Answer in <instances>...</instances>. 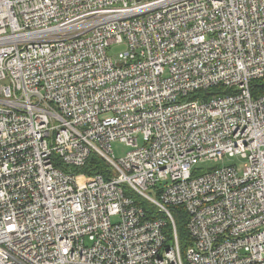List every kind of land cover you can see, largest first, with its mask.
<instances>
[{
  "label": "built area",
  "instance_id": "1",
  "mask_svg": "<svg viewBox=\"0 0 264 264\" xmlns=\"http://www.w3.org/2000/svg\"><path fill=\"white\" fill-rule=\"evenodd\" d=\"M263 78L264 0H0V264H264Z\"/></svg>",
  "mask_w": 264,
  "mask_h": 264
},
{
  "label": "trees",
  "instance_id": "2",
  "mask_svg": "<svg viewBox=\"0 0 264 264\" xmlns=\"http://www.w3.org/2000/svg\"><path fill=\"white\" fill-rule=\"evenodd\" d=\"M219 90H220V86H213L208 88L206 91L208 93L209 92L212 93V92H217ZM263 91H264V78L259 80H254L252 82L253 95H256L258 92H263ZM63 168L67 169V167H63ZM69 169L74 171L78 177H82V178H91L97 173L102 174L105 178H109L110 176L113 175V170L110 167V165L107 163V161L104 160V158H102L100 155H98L95 152H92L89 155V157L87 158V160L83 165L73 166L70 167ZM125 194L131 196L133 195V193L129 189L125 190ZM134 197L136 198L137 204L142 206L146 218H154V217L162 216L161 214L158 213L155 206L152 205L150 202L144 200L138 195H135ZM170 210L175 221L181 250L184 252L186 247L191 243L190 235L186 227L187 214L184 208L180 205L171 206ZM166 235H167L168 243L171 242L172 229L170 226V222L167 223Z\"/></svg>",
  "mask_w": 264,
  "mask_h": 264
},
{
  "label": "rangeland",
  "instance_id": "3",
  "mask_svg": "<svg viewBox=\"0 0 264 264\" xmlns=\"http://www.w3.org/2000/svg\"><path fill=\"white\" fill-rule=\"evenodd\" d=\"M123 48H124V45L114 44L110 47L109 53L113 56H116V54ZM111 148H112L114 156L116 157V159H118L124 156L126 152L131 148V146H128L126 143L122 141L115 140L112 142ZM222 163H231V164H236L237 166H239L241 164H244V160H241L240 158H236V157L225 156L223 160H220L217 162H213V161L201 162L199 164V169L197 173L205 172L210 168L220 166ZM113 220H115V218H113Z\"/></svg>",
  "mask_w": 264,
  "mask_h": 264
}]
</instances>
